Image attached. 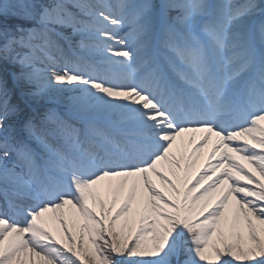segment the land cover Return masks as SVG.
Returning <instances> with one entry per match:
<instances>
[{"label": "snow or ice", "instance_id": "1", "mask_svg": "<svg viewBox=\"0 0 264 264\" xmlns=\"http://www.w3.org/2000/svg\"><path fill=\"white\" fill-rule=\"evenodd\" d=\"M0 264H264V0H0Z\"/></svg>", "mask_w": 264, "mask_h": 264}, {"label": "rangeland", "instance_id": "2", "mask_svg": "<svg viewBox=\"0 0 264 264\" xmlns=\"http://www.w3.org/2000/svg\"><path fill=\"white\" fill-rule=\"evenodd\" d=\"M189 139H190V137H188V135H183V137H179L177 139V144H179L181 142V140H183L184 143L186 144ZM210 153H211V151L206 148L203 151V154H202L203 156L202 157H198V159L195 160V163L193 164V166L191 167V169L189 170V173H188L189 182H191L192 180H194L195 177H196V175L203 169L205 163L207 162L208 155ZM187 162L188 161H187V159L185 157L182 160V164H187ZM239 163L245 165L246 169H248L250 171H254V172L256 171L251 164H249L247 161L243 160L242 158L239 159ZM257 175H258V172H257ZM154 179H155V177H154ZM158 182L159 181H157V183ZM104 184H106V181L105 182H101V189H103ZM230 206H231V202H230ZM118 207H119V201L117 203L116 208H118ZM115 211H116V209H113V212H115ZM46 215H50V214H46ZM48 226L51 227V229L53 231V234L59 236V234H60V228H59V224L58 223H55V222L50 221Z\"/></svg>", "mask_w": 264, "mask_h": 264}, {"label": "bare ground", "instance_id": "3", "mask_svg": "<svg viewBox=\"0 0 264 264\" xmlns=\"http://www.w3.org/2000/svg\"><path fill=\"white\" fill-rule=\"evenodd\" d=\"M184 135H188V137H190V138H192V137H194L195 139H199L200 138V136L202 135V133H199V132H197V133H186V134H184ZM179 138V137H178ZM177 138V139H178ZM218 140V137H216L215 135H213L212 136V138H211V140L201 149V152L198 154V157H202L203 155V151L207 148V149H209L210 151H212V148H213V145L216 143V141ZM174 149H175V147H174ZM221 151H227V149H221ZM219 152L217 153V157L219 156ZM232 155H236L235 153H232ZM217 157H214L213 158V161L217 158ZM236 159H237V161L239 162V159H241V157H239V156H236ZM166 173L168 172V169H167V166H165L164 167V169H163ZM169 175H170V173H168ZM159 183L160 182H158L157 184H158V186H159Z\"/></svg>", "mask_w": 264, "mask_h": 264}]
</instances>
